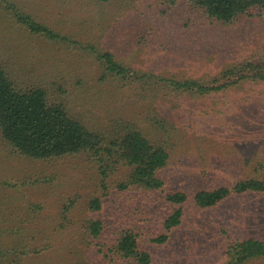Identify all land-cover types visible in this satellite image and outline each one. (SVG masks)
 Listing matches in <instances>:
<instances>
[{
  "label": "rangeland",
  "instance_id": "rangeland-1",
  "mask_svg": "<svg viewBox=\"0 0 264 264\" xmlns=\"http://www.w3.org/2000/svg\"><path fill=\"white\" fill-rule=\"evenodd\" d=\"M19 11L67 39L30 33ZM251 14L222 24L192 0H0V67L17 88H45L51 103L106 138L140 130L171 153V187L193 193L251 175L244 161L264 159V84L193 96L161 79L209 84L228 68L264 63V15ZM97 52L113 53L149 85L105 77ZM101 159L109 158L100 151L27 157L0 128V264H136L113 242L128 221L158 223L153 205L139 191L117 190L126 169L105 176ZM96 198L104 202L98 213L90 210ZM99 218L105 228L94 239L87 228ZM144 237L152 264H229L237 242L264 240V195H234L209 209L190 200L165 244Z\"/></svg>",
  "mask_w": 264,
  "mask_h": 264
},
{
  "label": "trees",
  "instance_id": "trees-1",
  "mask_svg": "<svg viewBox=\"0 0 264 264\" xmlns=\"http://www.w3.org/2000/svg\"><path fill=\"white\" fill-rule=\"evenodd\" d=\"M192 2L212 21L222 24L232 23L243 16H251V13L264 15V0ZM15 17L32 34L52 41L67 39L24 12H16ZM96 55L101 61L105 77L110 75L122 81H131L132 84L149 85L151 78L119 62L113 53L97 52ZM161 83L165 84L163 87L168 84V88L179 94L208 96L238 88L245 83L264 84V63L247 61L228 68L209 84L196 80L173 79H161ZM48 97L45 88H17L0 67V128L3 137L27 157L48 159L100 151V155L104 153L109 158L100 160L105 162L100 167L103 175L107 176L109 168L122 171L126 169L121 174L123 178L118 182L117 190L139 191L144 205L155 207L153 210L151 207L149 216L158 223L141 221L140 225H148L139 227L135 220L126 222L124 229L113 242V247L121 259H128L136 264H152L153 256L146 248L144 236L147 235L150 243L165 244L172 231L182 224L185 207L190 200L202 209H209L234 195H264V159L245 160L243 167L249 169L251 175L238 172L228 184L207 185L195 189L193 193L185 187L173 189L167 172L171 161V153L167 149L152 143L140 130L130 127L106 138L103 133L72 117L63 105L51 103ZM104 189L108 190V187L104 186ZM103 204L102 198H96L91 202L90 210L98 213ZM104 225L100 218L92 220L87 231L97 239L103 235ZM228 256L231 260L229 264H242L264 257V240L249 238L239 241L229 249Z\"/></svg>",
  "mask_w": 264,
  "mask_h": 264
}]
</instances>
